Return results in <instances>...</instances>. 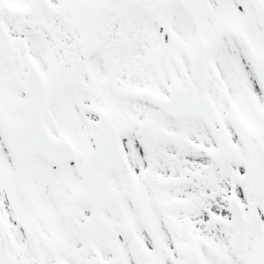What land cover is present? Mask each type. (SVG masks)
Wrapping results in <instances>:
<instances>
[{"label":"snow or ice","instance_id":"obj_1","mask_svg":"<svg viewBox=\"0 0 264 264\" xmlns=\"http://www.w3.org/2000/svg\"><path fill=\"white\" fill-rule=\"evenodd\" d=\"M0 264H264V0H0Z\"/></svg>","mask_w":264,"mask_h":264}]
</instances>
